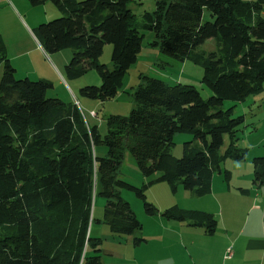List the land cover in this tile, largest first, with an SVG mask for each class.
I'll return each instance as SVG.
<instances>
[{"label":"trees","instance_id":"obj_1","mask_svg":"<svg viewBox=\"0 0 264 264\" xmlns=\"http://www.w3.org/2000/svg\"><path fill=\"white\" fill-rule=\"evenodd\" d=\"M131 1L28 0L33 8L51 3L61 15L38 25L34 37L44 52L71 50L64 67L69 79L91 69L98 73L100 86L80 88L83 98L116 97L141 51L143 32L153 33L150 45L159 53L202 67L201 83L212 95L204 100L191 85L139 75L130 94L135 107L125 117L107 116L101 136L76 104L46 96L51 83L17 79L0 39V264H103L101 239L89 235L93 221L117 237L140 231L120 192L134 193L148 216L159 211L146 201L147 185L135 187L119 178L125 149L143 177L159 174L149 184L166 182L173 192L180 185L196 197L210 193L214 173L229 182L223 161L240 162L247 155L238 145L244 117L233 115L234 106H222L263 92L264 0H158L139 23L128 8ZM205 10L212 21L203 20ZM211 39L215 49H201ZM105 44L112 45V69L99 63ZM177 134L192 137L179 159L171 155ZM225 137L229 141L221 153ZM98 146L106 149L104 157L95 154ZM251 163L252 183L259 187L264 156ZM95 184L105 200L101 220L91 214ZM160 215L202 227L208 235L216 229V219L203 211L174 205ZM132 243L137 247L145 239L134 237Z\"/></svg>","mask_w":264,"mask_h":264},{"label":"rangeland","instance_id":"obj_2","mask_svg":"<svg viewBox=\"0 0 264 264\" xmlns=\"http://www.w3.org/2000/svg\"><path fill=\"white\" fill-rule=\"evenodd\" d=\"M156 1L158 0H132L129 3L128 8L132 11L137 23L141 21L142 15L145 12L150 13L154 10ZM26 6V8H28L26 11H20V14L24 17L23 19H25L21 22V26L13 18H10L8 16L9 11L3 9L0 5V39L5 46L7 58L12 59L11 64L15 65V69H17L15 77L17 79H28L32 82L43 80L51 83L52 88L47 91L46 96L48 98H57L65 103H77L85 122L89 126H96V130L101 136L106 134L105 119L107 116L117 115L125 117L135 107L133 98L130 94L140 82L139 75L160 79L170 85H175L177 83L191 85L199 91L204 100L212 95L211 91L201 83L203 75L202 67L190 61L181 64L180 61L159 53L157 48L150 45L154 39L153 33L143 32L144 39L141 51L137 56L136 62L127 71L116 97L106 102L80 97V88L86 86H100L101 79L98 73L91 69L79 78L69 79L65 74L64 67L70 61L72 55L71 50L66 49L56 53L44 52L33 34L34 29L38 25L46 24L54 19L60 18V13L51 3L33 8L30 7L27 0ZM263 14L264 9L262 12V17L264 19ZM203 20L212 21V18L206 10L203 14ZM34 46H36L37 50L41 49L40 53L34 50ZM201 49L213 51L215 49V42L212 39L207 40L201 46ZM111 52L112 45L105 44L99 57V63L105 65L108 69H112ZM52 54L58 55L57 57H52ZM44 57L47 58V64L43 60ZM57 60H59L61 64L56 62ZM52 61L58 69L54 67ZM64 61H66V64ZM2 68L3 65H0V77ZM252 100H254L253 97L238 103H233L231 101L223 102V109L234 106L233 115L244 117L245 127H243L240 133L238 141L239 146L245 145L242 138L251 131L254 126V120L256 119V111L253 110ZM191 139L192 137L187 134L175 135L171 155L175 159L181 158L183 143ZM228 141V137H225L223 146L221 147V153L225 151ZM95 154L98 157H104L106 149L102 146H98L95 148ZM253 157L254 156H249V158H251L250 162ZM250 164L252 166V163ZM220 167L222 170L231 169V159L223 161ZM216 174L217 173H214L213 176H216ZM158 175L159 174L156 173L149 178L143 177L137 168L133 156L127 149L124 150L122 163L119 168V178L135 187L147 185L144 191L146 201L152 204L160 213L174 205L182 210H195L196 207H200L201 203H199L200 201L196 196L185 191L180 185L176 188V191L173 192L166 182H154L149 184L156 179ZM221 180L223 181L222 176ZM233 184L234 181L232 182V185ZM99 191V185L95 184V193L93 195L91 210L92 217L95 220L102 219L103 207L105 204L104 198L98 195ZM120 197L130 205L136 218L141 223L142 228L131 236L117 237L111 234L107 225L93 221L89 227V235L92 238L101 239V245L99 247L101 250L99 254L101 262L103 264H155V262L164 264L165 258L174 256H176V260L180 261L183 254L180 252L178 246L173 244L170 250L172 255L168 256V252L164 249V245L161 243L158 244V242H154V240L151 239V237H154L153 235L158 228L157 221H165L157 216L146 215L143 201L137 198L134 193L123 190L120 192ZM208 198L202 199V202H205L203 205L206 204ZM139 235H143L148 241L152 240L151 243H149V247H141L138 249L133 246L132 242L134 237H139ZM91 251L92 250H89V253L93 254Z\"/></svg>","mask_w":264,"mask_h":264},{"label":"crops","instance_id":"obj_3","mask_svg":"<svg viewBox=\"0 0 264 264\" xmlns=\"http://www.w3.org/2000/svg\"><path fill=\"white\" fill-rule=\"evenodd\" d=\"M26 2L27 0H0V5L9 11L10 18L21 25L25 19L20 11L28 9ZM34 50L40 53L41 49L37 50L34 46ZM57 55L52 54V57ZM11 60L10 58V63ZM43 60L47 64V58L44 57ZM56 62L61 64L59 60ZM184 63L186 61L181 62ZM52 64L57 68L53 61ZM253 99L256 119L251 131L242 138L245 145L240 146L247 149L245 159L240 162L231 160V169H227L230 172L228 183L222 181L221 175L217 173L212 176L210 193L196 197L201 205L195 210L209 213L216 219L214 233L208 235L202 227L192 226L187 222L166 220L160 212L156 215L165 222L157 221L158 228L151 239L163 244L168 256L172 255L170 250L173 244L183 254L180 261L176 260V256L165 258L164 264H264V183L259 187L253 185V168L249 158L264 156V89L261 94L253 96ZM205 197L209 198L203 205L205 202L202 199H206ZM139 237L145 239L143 235ZM151 241L145 239V243L134 247H149ZM227 250L231 254L228 259L225 258Z\"/></svg>","mask_w":264,"mask_h":264},{"label":"built area","instance_id":"obj_4","mask_svg":"<svg viewBox=\"0 0 264 264\" xmlns=\"http://www.w3.org/2000/svg\"><path fill=\"white\" fill-rule=\"evenodd\" d=\"M230 255H231V254H230V250H227V253H226V255H225V258L228 259V258L230 257Z\"/></svg>","mask_w":264,"mask_h":264}]
</instances>
